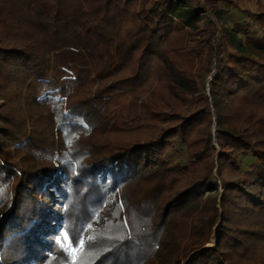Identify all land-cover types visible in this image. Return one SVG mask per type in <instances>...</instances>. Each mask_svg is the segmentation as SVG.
<instances>
[{
  "label": "trees",
  "instance_id": "trees-1",
  "mask_svg": "<svg viewBox=\"0 0 264 264\" xmlns=\"http://www.w3.org/2000/svg\"><path fill=\"white\" fill-rule=\"evenodd\" d=\"M220 1L0 0V264H264V36L220 27ZM154 61L209 94L145 98ZM238 101L263 112L233 119Z\"/></svg>",
  "mask_w": 264,
  "mask_h": 264
},
{
  "label": "rangeland",
  "instance_id": "rangeland-1",
  "mask_svg": "<svg viewBox=\"0 0 264 264\" xmlns=\"http://www.w3.org/2000/svg\"><path fill=\"white\" fill-rule=\"evenodd\" d=\"M17 1V0H15ZM201 3L203 2V0H199ZM230 2H232V4H228V5H224L225 3H221L220 1V5H222L224 8H226V10H228V13L225 15L224 17V21L219 23L220 27L223 26H229L232 27L234 26V23H238L240 25L239 29H244L249 27V31L251 32V34H255L256 36H264V24L261 23L260 21L255 20V17H253L252 15H250L252 12L250 11V8L252 10L258 11L259 10V5L263 4L261 2H259L258 0H230ZM149 4V1L146 3V5ZM254 11V12H255ZM23 15H25L27 17V21H29L28 25L30 26L31 22H32V14L29 13V10H24L22 11ZM7 17L9 19H12L11 15H8L7 13H1L0 14V18L2 19H7ZM37 20V18H34V21ZM203 24V22L201 23ZM201 26H205V25H201ZM32 27V26H31ZM219 27V29H220ZM241 34V33H239ZM242 36V34H241ZM199 36L198 35H194L192 41H189L186 43V45L189 47L190 45H197L199 46ZM219 34H217L214 38V42L217 43V41H219ZM223 46L225 47V53L229 52L231 49L223 43ZM204 61V59H203ZM201 61V63L199 62V59L196 58L195 63L196 65L198 64V67L200 66V64H202V66H205V62ZM153 64V63H152ZM154 64L156 66L159 65V62L154 61ZM210 70H214V62L209 66ZM152 71V77L151 75H149L148 73V79L145 82V86L143 85L142 89V96H144L145 98L147 97V99H150L151 101H155L156 103H160L161 106H165V105H171L173 104V106L181 111H186L188 109H192L194 107H198V105H200V101L198 100L199 98V94H204V95H208L209 94V85H208V81L211 78V75H207L206 79L204 80L203 84L201 83L200 80L197 81L196 84V93H194L193 96L188 95L185 97V95H181L179 94V96L175 95L171 90V86H169L166 78V74H165V70L163 66H158L157 69H151ZM263 112V109L259 106V104H255V103H248V101H238V102H234L232 103L228 110H226V113L230 115L231 118L233 119H237L238 116H245V115H249V116H254L253 114H258ZM213 126H214V121H212V123L210 124V128H211V135H213ZM154 132L151 130H146V129H137V130H132L130 132H128L127 134H118V140H121L122 142L125 140H129L135 137H146V136H150L152 135ZM214 147L217 148L216 143H214ZM182 151H183V147L182 146H177V151H174L170 156L173 160H177L182 156ZM215 171L213 170V173ZM219 183V181H218ZM221 190L222 188L219 187L218 188V197L221 196ZM52 207L57 211L60 212L61 211V207L58 205L53 206ZM95 229V228H94ZM57 241L62 244L68 251V253L74 257L84 246H85V240L87 238V233H85L83 235V237L80 238V240L78 241L77 245H72L71 243H69L68 239L66 238V234L62 231V230H57L56 231V235H55ZM81 241H83V243H81ZM213 242L207 244L206 246H213ZM264 251V250H263ZM159 253L161 251H158ZM158 253V254H159ZM163 260V259H162Z\"/></svg>",
  "mask_w": 264,
  "mask_h": 264
},
{
  "label": "crops",
  "instance_id": "crops-1",
  "mask_svg": "<svg viewBox=\"0 0 264 264\" xmlns=\"http://www.w3.org/2000/svg\"><path fill=\"white\" fill-rule=\"evenodd\" d=\"M258 1L264 4V0H258ZM250 11L253 13L255 10H252V9L250 8Z\"/></svg>",
  "mask_w": 264,
  "mask_h": 264
},
{
  "label": "snow or ice",
  "instance_id": "snow-or-ice-1",
  "mask_svg": "<svg viewBox=\"0 0 264 264\" xmlns=\"http://www.w3.org/2000/svg\"><path fill=\"white\" fill-rule=\"evenodd\" d=\"M81 243H83V241H81Z\"/></svg>",
  "mask_w": 264,
  "mask_h": 264
}]
</instances>
